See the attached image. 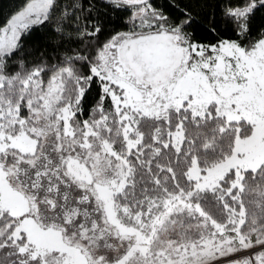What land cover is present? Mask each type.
<instances>
[{
  "label": "snow or ice",
  "instance_id": "1",
  "mask_svg": "<svg viewBox=\"0 0 264 264\" xmlns=\"http://www.w3.org/2000/svg\"><path fill=\"white\" fill-rule=\"evenodd\" d=\"M0 264H264V0H19Z\"/></svg>",
  "mask_w": 264,
  "mask_h": 264
},
{
  "label": "trees",
  "instance_id": "2",
  "mask_svg": "<svg viewBox=\"0 0 264 264\" xmlns=\"http://www.w3.org/2000/svg\"><path fill=\"white\" fill-rule=\"evenodd\" d=\"M19 0H0V24L14 10Z\"/></svg>",
  "mask_w": 264,
  "mask_h": 264
}]
</instances>
